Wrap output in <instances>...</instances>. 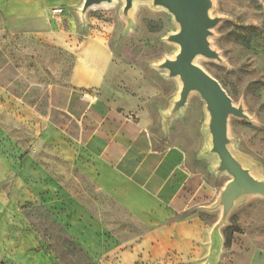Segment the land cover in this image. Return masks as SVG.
<instances>
[{"label":"rangeland","instance_id":"1","mask_svg":"<svg viewBox=\"0 0 264 264\" xmlns=\"http://www.w3.org/2000/svg\"><path fill=\"white\" fill-rule=\"evenodd\" d=\"M5 2L7 0H0V63H4L6 48L12 56L23 52L31 61L38 83L63 82L69 76L72 60L63 52L49 47L44 50L45 43L35 35H30L26 41L27 36L11 33L2 9ZM213 4L212 16L222 17L223 21L210 41L224 64L202 57L196 63L216 78L252 118V122H248L231 117V150L255 176L264 179V3L213 0ZM123 6L124 0H115L114 5L91 9L84 17L79 12L81 8L78 9L74 25L78 36L104 35L116 60L139 68L141 76L159 89L162 97L150 106H168L169 98L177 97L180 84L177 79L166 81L162 77L165 71L155 66L178 52L176 45L166 42L167 35L176 32L177 26L171 14L162 8H153L151 3H136L128 22L121 14ZM60 20L61 17L57 18L58 22ZM14 25L19 26V23ZM21 38H25L23 42ZM153 117L156 146L162 147L172 131L173 142L181 143L188 150L190 167L205 172L219 195L230 176L215 174L212 171L215 160L204 154L210 138L205 103L200 96H190L186 109L169 125L167 132L163 130L158 109ZM46 130V122L40 116L0 89V264L20 262L10 257L30 238L36 245L29 250L23 264H39L35 260L39 250L52 256L53 264H63L57 255L67 264H86L85 254L90 255L78 237L80 234L84 237L82 228L68 229L63 214L71 202L98 216V208L90 199L92 188L87 194L84 192L91 183L68 160L60 159L54 147V140L60 138L50 132V139H44ZM55 180H62L65 188L58 186ZM44 184L47 191L43 189ZM196 213L191 210L174 220L188 219ZM220 214V209H210L197 215L211 231ZM103 223L106 225L100 241L103 254L97 259L93 257L96 264H264V199L259 196L240 201L220 228L223 244L216 260L206 253L207 238L200 244L199 253L195 249L194 256L167 251L165 256L153 259L147 256V249H142L136 258L134 245L146 229L117 211H112L110 220ZM87 237L92 240L95 235Z\"/></svg>","mask_w":264,"mask_h":264},{"label":"crops","instance_id":"2","mask_svg":"<svg viewBox=\"0 0 264 264\" xmlns=\"http://www.w3.org/2000/svg\"><path fill=\"white\" fill-rule=\"evenodd\" d=\"M83 2L7 0L2 8L11 33L27 36L26 41L35 35L45 43L44 50L49 47L72 60L69 76L52 85L46 81L38 83L31 61L23 52H18V58L6 48L4 63H0V89L46 122L44 139H50V132L59 136L54 147L60 159L68 160L91 183L84 192L87 194L92 188L90 199L98 208V216L70 202L65 207L64 223L71 231L72 226L82 228L84 237H78L93 261V257L103 254V222L110 220L112 211L146 229L134 245L136 258L142 249H147V256L153 259L165 256L167 251L194 256L195 249L199 253L200 244L207 238L208 257L218 259L223 236L219 233L214 238V229L209 231L197 215L214 209L216 185L205 172L190 167L189 152L181 143L173 142L172 131L160 148L153 137V115L157 109L164 132L177 119L165 124L173 97L168 106L151 107L162 94L141 76L139 68L116 60L104 35L78 36L75 14ZM57 7L66 12L59 22L52 16V9ZM162 77L171 81L165 74ZM56 183L65 188L62 180ZM46 187L44 184V191ZM191 210L197 213L188 219L174 220ZM89 235H95L94 239ZM34 245L32 238L25 240L10 259L23 264ZM51 257L44 250L35 253L39 264H53Z\"/></svg>","mask_w":264,"mask_h":264},{"label":"water","instance_id":"3","mask_svg":"<svg viewBox=\"0 0 264 264\" xmlns=\"http://www.w3.org/2000/svg\"><path fill=\"white\" fill-rule=\"evenodd\" d=\"M260 1L264 3V0ZM114 3L115 0H84L79 12L84 17L94 7L112 6ZM136 3H151L153 8L166 10L177 26L176 32L167 35L166 42L176 45L178 52L173 58H166L155 66L165 71L166 78L177 79L180 84L178 95L165 116V124L169 125L183 113L192 94H198L205 103L210 145L204 154L215 160L216 165L212 169L215 174L230 176L213 206L221 210L213 230L214 234L219 235L220 228L240 201L253 196L264 199V179L255 176L251 168L231 150V117L248 122H252V118L242 104L233 101L216 78L196 63L202 57L224 64L210 41L223 18L212 16L213 0H124L121 14L128 22H131V12Z\"/></svg>","mask_w":264,"mask_h":264},{"label":"built area","instance_id":"4","mask_svg":"<svg viewBox=\"0 0 264 264\" xmlns=\"http://www.w3.org/2000/svg\"><path fill=\"white\" fill-rule=\"evenodd\" d=\"M64 12L65 10L63 7H57V8L52 9V16L59 18L64 14Z\"/></svg>","mask_w":264,"mask_h":264},{"label":"trees","instance_id":"5","mask_svg":"<svg viewBox=\"0 0 264 264\" xmlns=\"http://www.w3.org/2000/svg\"><path fill=\"white\" fill-rule=\"evenodd\" d=\"M43 235V234H42ZM45 235V234H44ZM49 248H50V246H48ZM57 255V254H56ZM85 256H86V264H95L94 263V261L87 255V254H85ZM57 257L59 258V260L63 263V264H67V263H65V262H63V260H62V258L59 256V255H57Z\"/></svg>","mask_w":264,"mask_h":264},{"label":"bare ground","instance_id":"6","mask_svg":"<svg viewBox=\"0 0 264 264\" xmlns=\"http://www.w3.org/2000/svg\"><path fill=\"white\" fill-rule=\"evenodd\" d=\"M104 6H107V7H109V5H101L100 7H104ZM94 8H96V7H94ZM93 9V8H92Z\"/></svg>","mask_w":264,"mask_h":264}]
</instances>
